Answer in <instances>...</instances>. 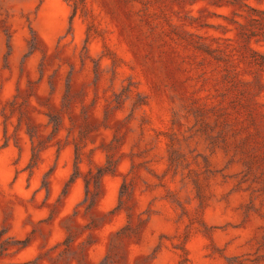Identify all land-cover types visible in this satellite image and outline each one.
Here are the masks:
<instances>
[{
	"label": "rangeland",
	"instance_id": "obj_1",
	"mask_svg": "<svg viewBox=\"0 0 264 264\" xmlns=\"http://www.w3.org/2000/svg\"><path fill=\"white\" fill-rule=\"evenodd\" d=\"M0 264H264V0H0Z\"/></svg>",
	"mask_w": 264,
	"mask_h": 264
},
{
	"label": "trees",
	"instance_id": "obj_2",
	"mask_svg": "<svg viewBox=\"0 0 264 264\" xmlns=\"http://www.w3.org/2000/svg\"><path fill=\"white\" fill-rule=\"evenodd\" d=\"M102 172H103V171H100L99 174L96 175V178H97V179H98V176H99L100 174H102ZM85 182H86V186H88V181L86 180Z\"/></svg>",
	"mask_w": 264,
	"mask_h": 264
}]
</instances>
